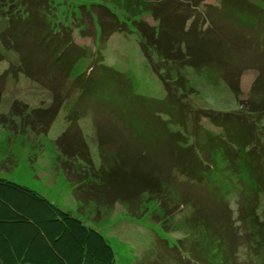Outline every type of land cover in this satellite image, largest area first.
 <instances>
[{
	"label": "rangeland",
	"instance_id": "obj_1",
	"mask_svg": "<svg viewBox=\"0 0 264 264\" xmlns=\"http://www.w3.org/2000/svg\"><path fill=\"white\" fill-rule=\"evenodd\" d=\"M42 1L47 8L61 11L62 15L73 11L80 3L86 4L82 7L84 15H79V23L74 24V29L77 23L80 24L79 31H74V41L87 51L79 56L72 69L71 76L79 78V84L54 75L42 84L23 74L18 81L15 78L6 81L0 105V177L39 192L88 226L100 230L110 240L117 264H264V244L259 247L257 243L264 234L254 237V243H251L252 237L242 223L250 210L239 206L241 185L238 180L235 179L232 186L238 192L227 195L232 197L230 200L220 197L224 185L217 189L212 183L203 184L195 177L189 178L174 170V185L188 201L196 202L199 212L192 204L183 206L186 203L180 201L175 192L170 195L172 211L164 209L163 197L156 195L143 194L135 198V203L127 204L122 198L115 199L112 187L106 189L105 183L98 181L104 169L108 172L111 168L110 165L104 168L101 140L106 141L105 148L112 153L111 157L128 167H135L137 171L146 167L155 172V176H159L157 172L171 173V153L162 149L161 133L158 129L152 132L150 125H157L158 120L164 126L175 125L170 115L161 110L163 106L168 107L169 92L149 63L140 32L131 22L127 25L123 22L126 32H116L103 40L99 21L112 20L113 23V16L106 11L108 9L90 3H104L105 0ZM112 1L106 4L112 11H119L120 7ZM183 1L180 9L186 16L185 31L189 43L193 45V39L201 30L204 36L209 32L217 37L224 51H218V56L210 54L222 59L214 66L206 64L204 70L193 66L182 68L181 73L190 86L198 91V96L190 95L186 101L207 112L215 110L224 117L228 113L240 118H255V130L258 131L261 126L258 118L261 117L248 114L253 101L257 100L254 94L259 92L260 84H264V36L259 35L254 25V13L224 4L222 0ZM248 1L254 3V0ZM57 15L61 14L58 12ZM144 20L150 26L158 23L153 15L146 14ZM83 22L87 29L81 24ZM204 36L201 42H209L205 37L210 35ZM209 58L207 53L206 62ZM7 68L8 63L4 62L0 73ZM260 92L263 94L264 90ZM61 101L62 108L45 132L41 120L46 116L43 111L52 112ZM173 107L169 111L176 115L178 110ZM34 109L43 110V116L23 124L22 118ZM73 117L78 119L74 124L90 148L94 170L98 174L90 179L99 182L96 185L98 191H110L109 196H104L105 202L102 196L101 203L96 199L80 200L76 186L65 172L64 162L68 158L59 150L57 141L68 129L69 118ZM199 118L201 129H212L221 134L226 130L224 125L217 126L208 117ZM188 125L192 127L191 120ZM251 128L254 129V125L251 124ZM174 139L173 135L168 138V149L174 147ZM239 161V156L234 155L232 166L238 165ZM79 162L83 165L81 160ZM255 170V175L260 176L258 164ZM263 199L255 198V202L260 204ZM245 202L249 206L254 203V198ZM256 214H260L254 215L260 225L264 214L261 209ZM211 222L215 227L204 226ZM210 228L215 236H208ZM207 248L214 250L208 249L206 255H199L198 252L203 253ZM215 251L222 254L214 255Z\"/></svg>",
	"mask_w": 264,
	"mask_h": 264
},
{
	"label": "trees",
	"instance_id": "obj_2",
	"mask_svg": "<svg viewBox=\"0 0 264 264\" xmlns=\"http://www.w3.org/2000/svg\"><path fill=\"white\" fill-rule=\"evenodd\" d=\"M103 2L90 3L95 7L108 9L106 11L113 16V23L112 20L99 21L103 40H108L116 32H126L128 22L136 27L140 32L141 44L149 63L169 92L168 107L163 106L161 110L170 115V120L172 119L175 125L164 126L159 120L157 125L150 124L152 132L158 129L161 133L162 149L171 153L173 166L171 173L157 172L159 176H155V172L149 168L137 171L135 167H128L123 161L118 162L112 158V153L105 148L106 141L101 140L99 146L102 150L104 168L109 165L111 168L108 172L104 169L101 174L103 179L100 176L98 181L104 182L106 189L112 187L115 199L122 198L127 204L135 203V198L142 197L143 194L156 195L163 197L166 203L164 209L172 211L174 206H171L170 195L174 192L180 201L186 203H182L183 206L192 204L198 208L195 201L192 199L188 201L187 196L174 185L176 180V176H173L174 170L181 172V175L186 174L189 178L195 177L203 184L212 183L217 189L224 185L220 197L230 200L232 197L227 195L238 192V189L232 187L236 179L241 185L239 206L246 211L250 210L249 216L247 218L244 216L242 223L252 237L251 243H254V237H262L264 234V220L258 225V220L254 216L260 215L256 214L260 209L264 214V92L260 94V90H264L263 82L259 86L260 90H257L259 92L254 94L257 100L253 101L248 112L250 116L261 117H257L261 120L258 131L255 130V118L248 119V116L240 118L230 116L228 113L225 114L226 118L215 110L207 112L204 108L189 104L186 100L190 95L198 96V91L190 86L181 70L185 66L204 70L206 64L214 66L216 62H220L221 58L210 56L211 53L218 56V51H223L218 38L209 32L207 35L210 37H205L207 35L204 36L199 30V35L193 39V45L189 43L190 38L185 31L186 16L180 9L183 0H113L111 3L118 5L119 11H112L106 4L110 0ZM222 2L254 13V25L259 35L264 36V0H254V3L248 0ZM47 7L42 0H0V67L4 62L8 63V68L0 73V105L2 88L6 81L10 78L18 81L21 74L41 84L46 80L48 82L53 75L71 79L79 84V78L71 76L72 69L79 56L85 55L87 50L84 51L75 43L74 31L80 27L78 16L84 15L82 7H86V4L80 3L73 11L64 15L61 11ZM58 12L61 14L59 17ZM146 14L153 15L158 23L154 26L146 24L144 20ZM125 19L126 21H123ZM77 21V28L74 29ZM81 24L87 29L86 23ZM203 36L209 40L207 44L201 42ZM207 53L210 57L208 62L205 59ZM235 94L237 96L238 91ZM58 105L59 107L53 108L52 112L39 109L28 112V115L22 118L23 124L26 120L42 117L44 112L46 116L44 115L41 120L44 123L43 130L47 132L63 102ZM171 106L178 110L176 115L169 111ZM201 116L208 117L217 126L224 125L226 130L223 134L212 129L202 128V131L199 124ZM69 119L68 129L57 141L59 150L68 158V161L64 162L67 177L76 186L80 200L96 199L101 203L102 196L105 202L104 196H109L110 191L105 189L98 191L99 187L96 185L99 182L90 179L91 176L98 175L94 170L90 148L74 124L78 119L76 117ZM188 120L192 121L191 128ZM251 124L254 125V129L251 128ZM171 135L175 137L174 147L168 149V138ZM234 155H238L240 161L238 165L232 166L231 158ZM257 164L260 176L255 175ZM253 198L254 203H249L248 206L245 201ZM255 198L263 200L259 204L255 202ZM199 210L200 208L198 212ZM208 224L210 225L204 226L209 228L215 225L214 222ZM211 234L215 236L212 228L209 229L208 236ZM257 243L262 247L264 238L257 240ZM208 249L214 250L207 248L203 253L198 252L199 255H206ZM215 254L219 256L222 253L215 251ZM0 264H117V261L110 240L100 230L88 226L81 218L53 204L39 192L0 177Z\"/></svg>",
	"mask_w": 264,
	"mask_h": 264
},
{
	"label": "bare ground",
	"instance_id": "obj_3",
	"mask_svg": "<svg viewBox=\"0 0 264 264\" xmlns=\"http://www.w3.org/2000/svg\"><path fill=\"white\" fill-rule=\"evenodd\" d=\"M182 1V0H181Z\"/></svg>",
	"mask_w": 264,
	"mask_h": 264
}]
</instances>
